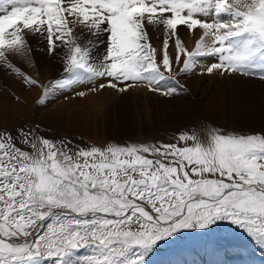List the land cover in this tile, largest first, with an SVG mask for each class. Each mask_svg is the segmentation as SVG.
<instances>
[{"label": "snow or ice", "instance_id": "obj_1", "mask_svg": "<svg viewBox=\"0 0 264 264\" xmlns=\"http://www.w3.org/2000/svg\"><path fill=\"white\" fill-rule=\"evenodd\" d=\"M181 27L199 33L191 50ZM34 51L60 60L59 78L41 84L9 59ZM0 69L42 88L40 106L78 86L175 98L189 75L264 81V0H0ZM221 224L264 251V128L88 147L38 123L0 128V264H146Z\"/></svg>", "mask_w": 264, "mask_h": 264}, {"label": "rangeland", "instance_id": "obj_2", "mask_svg": "<svg viewBox=\"0 0 264 264\" xmlns=\"http://www.w3.org/2000/svg\"><path fill=\"white\" fill-rule=\"evenodd\" d=\"M179 35L190 50L194 47V41L199 36L198 32L189 34L184 27L179 29ZM28 39L34 49L39 46L34 41V37L29 36ZM170 52L175 53L174 47H170ZM40 56L49 60L53 69L47 70L48 67L42 66L39 61ZM9 59L41 84L59 78L62 72L60 60L53 59L41 51H34L29 56L9 54ZM212 62L214 61L211 58L204 61V63ZM42 67L47 70L45 73H43ZM206 76L211 75L198 74L182 77L181 83L185 84L188 91L175 98L162 97L149 92L144 87L130 89L125 93L108 88L104 94L103 90L92 93L88 92V87L83 90L81 86H78L75 90H68V95H64L67 91L57 94L60 96L59 99L65 103L69 101V98L75 99L76 91L87 93L84 97L77 96L84 99L85 103L80 104V109L74 111L77 119L69 123L63 118L49 119L46 113L41 116L43 111L52 107L55 97H50L46 106L38 105L36 101L42 95V88L28 87L14 75H9L5 70L0 69V94L12 102L15 109L18 110V115L14 116L10 122L8 118H5L6 120L0 118V128L14 130L20 125L38 123L41 126L42 134L46 137L53 140H71L72 145L80 147H88L93 144L102 146L108 142L121 145L169 143L174 142V137L182 131H195L203 135L207 127H222L226 130L235 129L244 132H258L264 128V123L255 124L251 120H246L248 125L245 126L239 124L240 119L233 123L230 117L223 118L222 122L216 121L215 114L218 107L228 112L231 107L239 106L245 107L247 113L260 116L258 121L264 120V81L251 78L254 83L250 81L249 83L234 84L233 82L237 78L231 79L232 77H239L244 81L249 80L243 76H226L233 82L228 85L229 88L227 86L221 88L213 82H208ZM196 77L204 78L194 87L192 78ZM185 78L190 83L188 80L185 81ZM10 79L20 81L24 89H28L30 94L27 99L18 93ZM99 83H106V81L103 80ZM90 93L93 94V98L88 99ZM16 97L20 99L17 100ZM249 108H254V110L251 111ZM130 119L132 127L130 126L128 131L122 130L123 128L119 127V124L123 125ZM251 119L254 118L251 117ZM217 254H221L225 258L224 262L225 260L229 262L228 259L234 257L236 263L233 262V264H237L238 259H246L247 264H250L248 260L258 261L256 264H264V251L244 233L227 224H221L205 231L186 230L171 241L162 243L157 250L150 254L146 264H206L207 262V264H214L212 262L215 261ZM215 264L218 263L215 262Z\"/></svg>", "mask_w": 264, "mask_h": 264}, {"label": "bare ground", "instance_id": "obj_3", "mask_svg": "<svg viewBox=\"0 0 264 264\" xmlns=\"http://www.w3.org/2000/svg\"><path fill=\"white\" fill-rule=\"evenodd\" d=\"M198 35H199V33H198ZM156 34H153V44L154 45H159L160 43H161V41H162V35H161V40H157L156 38ZM199 37V36H198ZM34 41L35 42H37V39L35 38L34 39ZM37 45H38V43H36ZM42 56V55H41ZM41 56H40V62H41V65L42 66H45L46 68H47V70H51V69H53V67L51 66V63L49 62V60H47L46 58H41ZM206 64H211V63H206ZM47 70H45V68L44 67H42V71H43V73H45ZM48 75V74H47ZM218 74H215V75H211V76H206V78H207V80H208V82H213V83H215L216 85H218V86H220L221 88H223V87H228L229 88V86L228 85H230V83H232L233 81L231 80V79H233V78H237L236 80H234V84L235 83H239V82H245V83H249L250 81L252 82V83H254L253 81H252V79L251 78H248V77H245L246 78V80H249V81H244L242 78H239V77H232L231 79L230 78H228V77H226V76H217ZM205 77V76H204ZM204 77H196V78H192L193 80H194V87L195 86H197V84H199V82L201 81V79H203ZM191 78V77H190ZM191 79V80H192ZM11 81H12V85L14 86V88L18 91V93H20L23 97H25L26 99L28 98V95L30 94V92L28 91V89L26 90V89H24V87L21 85V83H20V81H18V80H16V79H10ZM186 80H188V79H186L185 78V81ZM100 81H103V80H100ZM100 81H98V83L100 82ZM188 82H189V80H188ZM187 82V83H188ZM190 83V82H189ZM190 85V84H189ZM232 85V84H231ZM86 87L87 86H85V87H82L81 89H86ZM24 89V90H23ZM69 90H71V89H69ZM75 90V89H74ZM108 90V88L107 89H104L102 92L105 94L106 93V91ZM64 92H66V91H64ZM68 93V90H67V92H66V94H64V95H68L67 94ZM57 94H59V93H57ZM109 95V94H108ZM31 97V96H30ZM55 97V102L53 103V105H52V107H50V108H48V110L46 109V111L44 112L43 111V113L42 112H40V113H42V115L41 116H43L44 115V113H46V115H47V117L49 118V119H51V118H56V119H58V118H63L64 120H66V122H69V123H71L72 121H74L75 119H77L76 118V116L74 115V111H77V110H79L80 109V104H83V103H85V100L84 99H80L79 97H77L76 95H75V99H72V98H69V101H67V102H65L64 103V101H61L60 99H59V95H56V96H54ZM89 98H93V94L92 93H90V94H88V99ZM30 99V98H29ZM109 99V98H108ZM32 100V99H31ZM208 103V102H207ZM67 106V107H66ZM258 106V105H257ZM93 108V107H92ZM98 108V107H97ZM19 109V108H18ZM64 109H66L65 111H64ZM71 109V110H70ZM251 111H253L254 110V108H249ZM20 110V109H19ZM41 110V109H40ZM100 110V109H99ZM245 110H246V108L245 107H237V108H235V107H231V109L228 111V112H225V111H223L221 108H217L216 109V121H221V120H223V118H229L230 117V119H232V122L234 123L236 120H238V119H240L241 120V122H239V124H242L243 126H245V125H248V124H246V120H248V121H253V123H255V124H263L264 123V120H262V119H260L259 121H258V118L260 117V116H255V115H253V114H250V113H247V112H245ZM248 110V109H247ZM98 111V110H97ZM38 112V111H37ZM99 112V111H98ZM20 113V112H19ZM39 113V114H40ZM90 113V112H89ZM77 114V113H76ZM16 115H18V110H16L15 109V107H14V104H12V102H10L5 96H3V95H1L0 94V118L2 119V120H6L5 118H8V120H9V122L10 121H12L13 120V117L14 116H16ZM20 115V114H19ZM93 115V114H92ZM96 115V114H95ZM106 116H108L107 114H106ZM10 117V118H9ZM91 117V116H90ZM89 117V118H90ZM93 117V116H92ZM251 117H253L254 119L252 120L251 119ZM106 118H108V117H106ZM47 119V118H46ZM91 119V118H90ZM55 120V119H54ZM93 120V119H92ZM229 120V119H228ZM222 122V121H221ZM220 122V123H221ZM259 122V123H258ZM225 124V123H224ZM249 124H252V123H249ZM132 122H131V119H130V121H128V122H124L123 123V125H122V123L121 124H119V127H121V128H123L122 130H124V131H128L132 126ZM235 125V124H234ZM131 126V127H130ZM254 127V126H253ZM116 131V130H115ZM229 258V257H228ZM223 259H225L221 254H217V257H216V259H214L215 261H213L212 263H214L215 264V262H217L218 264H233V262L234 263H236L235 262V258L233 257H231V259H228V261L229 262H227L226 260H225V262H224V260ZM235 259V260H234ZM239 261L237 262V264H247L246 262V259H238ZM232 261V262H231ZM248 262H250V264H256L257 262H255V261H250V260H248Z\"/></svg>", "mask_w": 264, "mask_h": 264}]
</instances>
